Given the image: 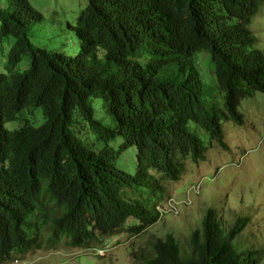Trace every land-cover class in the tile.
<instances>
[{"label": "trees", "instance_id": "16d2710c", "mask_svg": "<svg viewBox=\"0 0 264 264\" xmlns=\"http://www.w3.org/2000/svg\"><path fill=\"white\" fill-rule=\"evenodd\" d=\"M6 2L0 46L13 43L0 74V264L40 248L44 229L52 247L65 238L70 248L92 249L129 220L137 222L131 232L150 228L158 221L153 195L180 181L187 161L206 160L198 133L229 152L223 122L243 126L241 101L264 94V52L250 29L264 0H87L70 27L83 44L76 57L36 46L29 32L42 14L28 0ZM201 52L214 63L221 107L203 99ZM92 99L102 100L113 129L95 118ZM30 110L42 125L26 120ZM75 112L99 139L136 149L134 175L108 165L103 152L75 151L67 136ZM127 187L138 189L133 203ZM247 221L226 228L208 210L189 251L168 234L151 243L143 264H256L259 252L237 242Z\"/></svg>", "mask_w": 264, "mask_h": 264}, {"label": "rangeland", "instance_id": "374dc122", "mask_svg": "<svg viewBox=\"0 0 264 264\" xmlns=\"http://www.w3.org/2000/svg\"><path fill=\"white\" fill-rule=\"evenodd\" d=\"M28 1L43 16V20L36 23L29 32L30 40L36 46L69 57L83 53V44L70 27L76 25L79 15L88 5L87 0ZM7 4L5 0H0L3 10H7ZM250 29L257 39V47L264 52V2ZM12 43L13 40L9 39L0 46V74L6 73L5 63ZM195 63L206 90L203 99L209 104L215 103L221 107L222 94L217 88L214 78L215 66L209 53L196 54ZM27 67L26 57L18 69L24 70ZM92 107L99 122L111 129L115 127L101 99H92ZM239 109L245 117L243 126L223 122L225 140L230 151L211 148L209 137L198 133L203 145L207 147L206 160L199 165L187 161L181 180L164 183L163 193L153 195L150 210L154 204L158 205L173 196L184 197L191 185L202 182L201 193L194 195L192 204L183 207L178 216L166 217L138 234L130 231L137 222L129 220L119 233L105 238L103 245L95 248L104 251L105 254L100 255L96 254V250L84 252L83 249L70 248L66 246L65 238L52 247L48 242V229H44L40 235V248L26 255H13L3 264H143L145 259L152 256L151 243L158 238H165L168 234L175 236L184 254L190 250L191 235L201 228L208 210H213L216 218L226 228H231L238 219H248L247 227L237 237V242L244 250L249 248L258 251L256 264H264V94L256 92L253 96L245 98L241 101ZM24 115L36 126L44 123L43 116L38 111H28ZM74 120L75 123L68 130L67 136L76 152L88 154L89 150L99 153L106 148L109 165H117L125 172L135 174L134 147H129L123 152L119 138L106 146L77 112L74 113ZM23 124L24 119H21L8 123L6 128L12 132ZM86 144L90 149H87ZM118 153L122 155L118 157ZM136 190V187L125 188L124 198L135 202L140 196ZM36 219L37 217L33 216L34 222Z\"/></svg>", "mask_w": 264, "mask_h": 264}, {"label": "built area", "instance_id": "2783aa9c", "mask_svg": "<svg viewBox=\"0 0 264 264\" xmlns=\"http://www.w3.org/2000/svg\"><path fill=\"white\" fill-rule=\"evenodd\" d=\"M236 166V164H233ZM216 177V176H215ZM202 190V182L191 185L184 197H171L164 202L156 205V211L159 214V219L165 217L178 216L181 213L183 207H189L192 204V198L194 195H199Z\"/></svg>", "mask_w": 264, "mask_h": 264}, {"label": "clouds", "instance_id": "9594fccd", "mask_svg": "<svg viewBox=\"0 0 264 264\" xmlns=\"http://www.w3.org/2000/svg\"><path fill=\"white\" fill-rule=\"evenodd\" d=\"M6 1V0H5ZM7 3V2H6ZM31 4V3H30ZM7 6H8V4H7ZM36 10V9H35ZM37 11V10H36ZM30 111H32V110H30ZM34 112V111H33ZM39 112V111H38ZM26 120H28V119H26ZM25 121V120H24ZM33 126H36V125H34V124H32ZM36 127H38V126H36ZM21 128V127H20ZM96 135V134H95ZM117 139V138H116ZM121 141H122V143L120 144V147L123 145V140L121 139V138H119ZM100 140H102V139H100ZM104 141V140H103ZM113 141V140H112ZM111 142V141H110ZM110 142L109 143H106L105 141H104V143H105V145L106 146H108L109 144H110ZM106 148H104L101 152H103L104 153V155H105V159H106V153H105V150ZM128 149V148H127ZM86 150V149H85ZM87 151V150H86ZM125 151V150H124ZM123 151V152H124ZM88 153H89V151H87ZM122 152V153H123ZM100 153V152H99ZM122 153H118V157L119 156H121L122 155ZM114 154V153H113ZM107 157H108V155H107ZM136 162H137V158H136ZM106 163H107V159H106ZM108 164V163H107ZM235 164V163H234ZM109 165V164H108ZM110 166H115V167H117V165H112V164H110ZM118 168V167H117ZM120 169V168H119ZM122 170V169H121ZM124 171V170H123ZM177 197H179V196H177ZM157 205V204H156ZM154 213L155 214H157L158 215V221L156 222V223H158V222H160V221H162V220H164L165 218H163V219H159V214L157 213V211H156V208L154 209ZM37 213H35V215H36ZM35 217H37V216H35ZM33 219V218H32ZM37 220V219H36ZM36 220H35V222H36ZM155 223V224H156ZM84 250V252H89V251H91V250H96L95 248H92V249H83ZM104 250V249H103ZM104 251H102V249H99V250H96V254L97 255H100L101 253H103ZM14 258H16V257H14Z\"/></svg>", "mask_w": 264, "mask_h": 264}, {"label": "bare ground", "instance_id": "6f19581e", "mask_svg": "<svg viewBox=\"0 0 264 264\" xmlns=\"http://www.w3.org/2000/svg\"><path fill=\"white\" fill-rule=\"evenodd\" d=\"M173 197H177V196H173ZM168 199H169V198H168ZM155 208H156V206H155ZM102 254H105V253L103 252Z\"/></svg>", "mask_w": 264, "mask_h": 264}]
</instances>
